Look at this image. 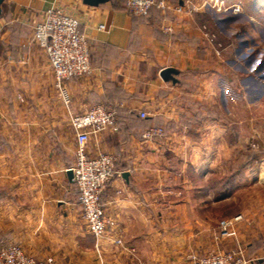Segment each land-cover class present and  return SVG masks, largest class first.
I'll return each instance as SVG.
<instances>
[{"label": "crops", "instance_id": "1", "mask_svg": "<svg viewBox=\"0 0 264 264\" xmlns=\"http://www.w3.org/2000/svg\"><path fill=\"white\" fill-rule=\"evenodd\" d=\"M205 1L171 0L169 11L152 9L144 17L130 16L122 0L97 7L80 0L3 1L0 248L20 243L34 259L55 264H180L191 250L245 246L241 235L215 243L210 229L220 219L217 208L262 184L264 76L228 74L229 62L243 64L229 59V46L206 39L205 11L196 6ZM52 5L79 20L89 45L91 73L64 83L71 112L102 104L118 125L88 144L90 154L114 157L98 250L69 177L75 140L67 112L49 61L32 40V27ZM230 16L251 26L262 17L246 10ZM243 40L238 54L249 50ZM165 69L174 71L172 79L161 78ZM151 127L162 128L164 138L144 139ZM167 143L175 146L168 150ZM236 216L237 228L260 227L241 206L224 217Z\"/></svg>", "mask_w": 264, "mask_h": 264}, {"label": "built area", "instance_id": "2", "mask_svg": "<svg viewBox=\"0 0 264 264\" xmlns=\"http://www.w3.org/2000/svg\"><path fill=\"white\" fill-rule=\"evenodd\" d=\"M124 5L130 16L144 17L152 9L169 11L171 0H124ZM173 10L181 12L182 7L176 6ZM32 40L44 51L49 61L54 88L67 112L69 127L75 140V160L70 170L78 193L77 202L87 231L94 238L95 249L98 250L97 247L107 229L101 198L115 173L114 157L101 151L90 154L88 144L102 132L118 130L116 115L102 104L94 105L83 113L71 112L70 99L64 83L91 73L88 40L81 32L80 22L75 16L52 5L32 27ZM138 115L142 119L146 116L142 112ZM164 136V130L158 127L148 128L142 133L146 140L162 139ZM239 219L240 217H236L234 222ZM232 224L231 221H222L221 234L225 235V229ZM203 260L196 261L195 264H247L241 251L223 256H210ZM0 264H55V262L51 258L33 259L24 254L19 247L7 246L0 248Z\"/></svg>", "mask_w": 264, "mask_h": 264}, {"label": "rangeland", "instance_id": "3", "mask_svg": "<svg viewBox=\"0 0 264 264\" xmlns=\"http://www.w3.org/2000/svg\"><path fill=\"white\" fill-rule=\"evenodd\" d=\"M196 6L202 7V11H205V18L202 22L204 24L203 33L206 39L209 42H212L216 47L219 46L218 48L229 46V59L231 61L232 59H236L237 61L240 60L243 64V67L241 68L236 67L229 62L228 66L230 67L228 68V74L233 76L236 74L247 73L256 76H264V0H208V2L205 1ZM208 10L214 12L216 15H220L218 17H221V22L215 21L217 20V16H215L213 20V17L208 13ZM245 10L251 11L252 13H261L262 17L258 19L253 18L251 20L253 23L252 26L249 25V21L245 18H229L231 17V14H239ZM222 19L229 24V30L225 28V24L223 26L224 22ZM244 38L248 41L247 48H249V50L244 52L245 55L244 53L238 54L237 43L239 42L238 44H240L244 42ZM234 42L236 43V47L234 46L233 48V45L235 44ZM234 53H237V55H234ZM64 138L65 143H71V136L68 133H65ZM174 146L175 143H167L168 150L173 149ZM73 159H75V153ZM232 167L236 168L237 165ZM262 171V184L256 186L257 189H254V187L253 191L249 190L246 196H237V198L235 197V201L231 200L230 206H220L213 212L214 216L217 215L220 218L217 219V224L210 229L213 241L215 243H228L230 239L234 240L241 235L246 242V247L236 245L237 247L234 249L228 250H225L224 248H222V250H216L217 248H215L213 250L186 251L187 259L183 260L180 264H195L196 261H204L203 259L209 258L210 256H223L231 252L239 251L244 253L247 264H264V165L262 166ZM173 202L174 196L169 195L167 197V203L170 204ZM240 206L244 210L247 209L248 215L256 220L260 227H249L247 229L237 228L234 225V219L239 215L231 217L230 219L224 217L237 213ZM171 214L173 213L171 212ZM222 221L233 222L232 226L225 229V235L221 234L222 228L220 227V223ZM7 246H17L24 252V254L33 258L31 254L24 250L20 243H8ZM233 262H235V260ZM175 264H179V261Z\"/></svg>", "mask_w": 264, "mask_h": 264}, {"label": "water", "instance_id": "4", "mask_svg": "<svg viewBox=\"0 0 264 264\" xmlns=\"http://www.w3.org/2000/svg\"><path fill=\"white\" fill-rule=\"evenodd\" d=\"M4 0H0V18L2 15V3ZM84 5L90 6V7H97L101 4H105L109 2L110 0H80ZM171 74H174V71L171 69H165L160 73V76L164 80L172 79ZM69 177H72V172L69 171Z\"/></svg>", "mask_w": 264, "mask_h": 264}, {"label": "trees", "instance_id": "5", "mask_svg": "<svg viewBox=\"0 0 264 264\" xmlns=\"http://www.w3.org/2000/svg\"><path fill=\"white\" fill-rule=\"evenodd\" d=\"M122 1H123V8H124V10H125L124 0H122Z\"/></svg>", "mask_w": 264, "mask_h": 264}]
</instances>
